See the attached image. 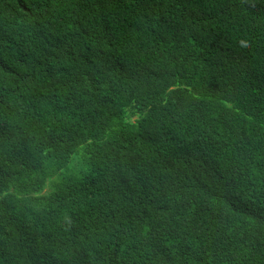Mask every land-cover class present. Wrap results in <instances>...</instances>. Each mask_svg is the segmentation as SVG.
<instances>
[{
	"label": "trees",
	"instance_id": "16d2710c",
	"mask_svg": "<svg viewBox=\"0 0 264 264\" xmlns=\"http://www.w3.org/2000/svg\"><path fill=\"white\" fill-rule=\"evenodd\" d=\"M0 264H264V0H0Z\"/></svg>",
	"mask_w": 264,
	"mask_h": 264
}]
</instances>
